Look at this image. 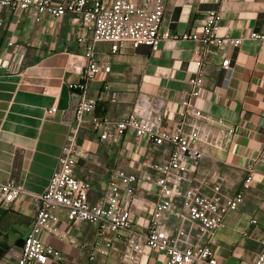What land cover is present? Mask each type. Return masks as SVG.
Listing matches in <instances>:
<instances>
[{"label": "crops", "instance_id": "0c3cea01", "mask_svg": "<svg viewBox=\"0 0 264 264\" xmlns=\"http://www.w3.org/2000/svg\"><path fill=\"white\" fill-rule=\"evenodd\" d=\"M49 1L58 5L68 0ZM210 11L221 14L219 36L264 34V0H168L159 32L181 38L199 31ZM2 16L0 183L13 181L27 193L41 194L75 123L78 92L73 86L81 82L88 64L81 40L90 35L75 14L58 19L42 15L39 22L31 9L4 11ZM94 57L110 65V73L99 75L89 86V96L96 100L95 116L116 121L133 112L144 122L161 116L170 124L190 91L194 61L202 58L203 87L191 103L206 118L233 127L234 134L222 147L205 146L204 159L187 165L185 185L199 186L210 195L213 184L222 182L223 192L233 195L252 177L243 205L226 216L211 249L221 263L254 264L264 240V44L245 40L230 53L227 71L219 67L223 52L212 54L200 43L182 39H169L156 52L126 45L116 54L101 43L94 47ZM51 108L56 112L49 114ZM199 123L202 133L209 132V126ZM79 146L74 176L90 184L91 203L101 198L115 168H137L143 155L154 162L161 158L160 152L130 134L116 143L101 142L87 124L81 128ZM154 201L155 189L139 183L129 206L136 229L148 226ZM56 215L57 233L39 236L43 246L57 254L50 255L46 264H121L123 239L107 247L94 226L68 224L63 210ZM34 222V212L24 199L9 208L0 206V264H11L20 255ZM175 224L177 217L171 214L164 228L170 231ZM197 236L192 234L189 241L195 243ZM163 261V255L145 250L142 264Z\"/></svg>", "mask_w": 264, "mask_h": 264}, {"label": "built area", "instance_id": "2783aa9c", "mask_svg": "<svg viewBox=\"0 0 264 264\" xmlns=\"http://www.w3.org/2000/svg\"><path fill=\"white\" fill-rule=\"evenodd\" d=\"M167 2L68 0L52 5L49 0H0V27L4 25V11L31 9L36 22L42 15L53 19L68 14L78 15L90 35L88 40H81L88 64L82 71L81 82L73 86L78 92L75 123L66 136L45 191L31 194L13 181L0 183V206L9 208L24 199L35 215L34 225L24 240L20 255L11 264H46L50 255L57 256L43 246L39 236L57 233L53 223L58 220L56 212L59 210L65 212L68 224L88 223L94 226L97 235L106 240L107 247L114 240L123 239L125 250L121 264H142L145 250L163 255V264H227L218 261L211 246L216 244V232L222 228L226 216L243 205L244 191L250 188L252 177L248 176L241 190L233 195L223 192L222 182L213 184L210 195L202 193L199 186L185 185L187 165L204 159L205 146L222 147L234 134L233 127L221 120L206 118L191 103L192 99L200 96L203 87L205 63L202 58L194 61L196 72L188 81L190 91L181 100L173 124L161 116L144 122L133 112L116 121L100 118L94 115L96 100L89 96L90 83L99 75L110 73V65L99 63L94 57L97 44H108L111 53L116 54L126 45L133 49L144 46L156 52L169 39L196 41L207 52H223L219 67L224 71L230 69V53L245 40L264 44V34L254 31L240 37L219 36L222 17L216 11L207 13L199 31L184 34L181 38L169 33L160 34ZM8 45L12 46L11 43ZM115 99L114 95L110 98L112 103ZM55 112V108L49 110V114ZM262 117L264 119V114ZM201 121L210 127L206 134L202 133ZM84 124L90 125L101 142L116 143L130 134L136 140H143L147 148L160 152L161 158L154 162L143 155L137 168L129 165L115 168L101 198L91 203L90 184L74 176ZM261 140L264 146V127ZM139 183L155 189V201L144 230L134 227L129 211ZM171 214L177 217V224L168 231L164 222ZM194 233L198 240L191 243L189 238ZM260 248L254 264H264V240L260 241Z\"/></svg>", "mask_w": 264, "mask_h": 264}]
</instances>
